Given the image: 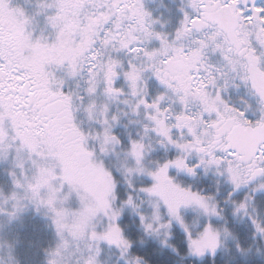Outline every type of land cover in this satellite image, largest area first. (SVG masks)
Listing matches in <instances>:
<instances>
[{
  "label": "snow or ice",
  "instance_id": "snow-or-ice-1",
  "mask_svg": "<svg viewBox=\"0 0 264 264\" xmlns=\"http://www.w3.org/2000/svg\"><path fill=\"white\" fill-rule=\"evenodd\" d=\"M0 264H264V0H0Z\"/></svg>",
  "mask_w": 264,
  "mask_h": 264
}]
</instances>
